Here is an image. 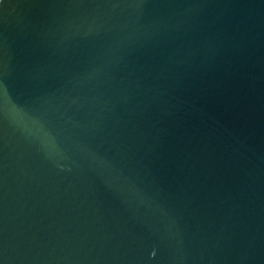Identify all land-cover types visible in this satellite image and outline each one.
<instances>
[{"label": "water", "instance_id": "obj_1", "mask_svg": "<svg viewBox=\"0 0 264 264\" xmlns=\"http://www.w3.org/2000/svg\"><path fill=\"white\" fill-rule=\"evenodd\" d=\"M0 264H264V0H0Z\"/></svg>", "mask_w": 264, "mask_h": 264}]
</instances>
